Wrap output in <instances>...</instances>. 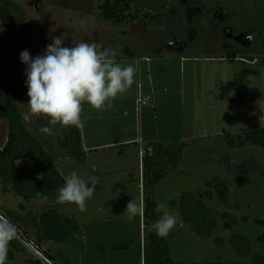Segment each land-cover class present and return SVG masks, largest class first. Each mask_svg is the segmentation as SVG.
<instances>
[{"label":"rangeland","instance_id":"1","mask_svg":"<svg viewBox=\"0 0 264 264\" xmlns=\"http://www.w3.org/2000/svg\"><path fill=\"white\" fill-rule=\"evenodd\" d=\"M14 1L25 13L29 36L15 38L0 22V90L17 104L22 119L29 97L20 53L42 55L54 36H63L66 47L94 41L109 49L121 66L131 65L134 73L132 84L111 107L97 110L82 104V126L75 127L82 136L84 164L68 158L57 145L67 127L57 125L45 134L36 124L42 118L23 119L63 177L72 171L85 180L95 177L96 190L83 210L51 199L25 202L13 195L10 180L0 179V217L10 220L40 252L52 255L54 264H143L150 248L141 230L140 212L131 219L125 214L131 200L140 206L143 199L140 154L154 139L185 143L180 164L168 167L155 187V201L168 206L183 193L205 200L206 192H211L214 198L206 202L218 230L212 239L201 241L179 212L169 209L177 225L161 238L171 260L253 264L256 255L264 257V149L230 148L223 139L229 134L240 142L244 131L264 128L258 115L252 114H259L258 102L264 100V0H125L139 19L119 26L102 18L103 0ZM7 133V123L0 120V145L6 144ZM30 166L28 160L16 164L19 170ZM214 179L229 189L225 210ZM48 208L77 221L79 231L69 241L39 240L37 220ZM224 211L239 225L228 229L221 217ZM235 235L252 242L245 259L231 246ZM216 238L224 241L223 249ZM16 239L26 253L9 242L15 259L5 264L39 259L18 235Z\"/></svg>","mask_w":264,"mask_h":264},{"label":"trees","instance_id":"2","mask_svg":"<svg viewBox=\"0 0 264 264\" xmlns=\"http://www.w3.org/2000/svg\"><path fill=\"white\" fill-rule=\"evenodd\" d=\"M102 18L115 26L131 24L139 19V15L131 12L129 2L125 0H103L100 7ZM1 25L15 38L29 36L26 26L25 13L14 0H0ZM29 39V37H28ZM0 120L8 125L7 142L0 148V179L11 181L12 193L25 202L38 199H51L56 201L57 188L64 183V177L56 166L50 154L41 146L26 129L17 104L0 90ZM41 128L46 123L43 119L37 121ZM223 139L230 148L237 146H258L264 149V128L244 131L240 142H236L229 134ZM57 145L66 153L68 158L75 159L80 164L86 162L82 146V136L75 126L63 130L57 140ZM185 143L165 144L154 141L147 144L142 153V193L141 201L143 231L145 242L149 251L145 252L144 264H177L169 257V249L161 237H158L151 225L159 219L160 213L156 211L155 187L167 174L168 167L176 168L182 161ZM28 160L31 166L19 170L17 162ZM215 193L224 210L229 207V189L219 179H214ZM214 194L206 192L205 200L191 193H183L179 201L169 203V209H176L182 220L190 227L194 236L201 241H208L215 237L218 230V221L208 207L206 201H211ZM61 205V204H60ZM66 206V205H61ZM229 229L238 226L240 221L224 211L221 215ZM247 219L243 221L246 222ZM40 241L64 243L76 235L79 225L73 218L63 217L56 208H48L37 220ZM18 229V228H16ZM19 230V229H18ZM24 235V234H23ZM24 238H29L24 235ZM38 240V242H39ZM219 249H223L224 241L215 239ZM233 250L243 259L251 253L252 242L242 235H235L230 240ZM264 244V235L261 237ZM18 252L24 254L21 248L10 241ZM35 245V244H33ZM37 245V244H36ZM46 259L54 264V258L43 252ZM11 250L7 251V261H14ZM24 264H44L40 259L25 258ZM253 264H264V257L256 255Z\"/></svg>","mask_w":264,"mask_h":264},{"label":"clouds","instance_id":"3","mask_svg":"<svg viewBox=\"0 0 264 264\" xmlns=\"http://www.w3.org/2000/svg\"><path fill=\"white\" fill-rule=\"evenodd\" d=\"M113 53L92 41H81L71 47L64 46L63 36L52 37L42 55L31 56L28 50L20 53V61L26 66V87L29 100L23 119L33 116L47 121L39 131L49 134L54 127L82 126V104L101 110L111 107L113 100L124 93L133 82L134 68L121 66L114 61ZM260 127L264 126V100L258 102ZM96 190L95 177L81 178L72 171L64 177L57 188L56 202L61 205H76L83 210L87 199ZM139 204L131 200L126 212L129 219L138 214ZM160 217L151 228L158 237H167L177 225V217L165 203L156 207ZM124 214V215H125ZM17 235L12 222L0 217V264H5L8 244Z\"/></svg>","mask_w":264,"mask_h":264},{"label":"water","instance_id":"4","mask_svg":"<svg viewBox=\"0 0 264 264\" xmlns=\"http://www.w3.org/2000/svg\"><path fill=\"white\" fill-rule=\"evenodd\" d=\"M15 228V227H14ZM16 229V228H15ZM16 232H17V235H18V237H19V239H21L38 257H39V259L44 263V264H52L51 262H49L47 259H46V257H45V255L42 253V252H40L39 250H38V248L37 247H35L34 245H33V243H31L30 241H28L27 239H25L22 235H20V233H19V231L16 229Z\"/></svg>","mask_w":264,"mask_h":264},{"label":"crops","instance_id":"5","mask_svg":"<svg viewBox=\"0 0 264 264\" xmlns=\"http://www.w3.org/2000/svg\"><path fill=\"white\" fill-rule=\"evenodd\" d=\"M154 141H160V140H151V141H149V142H147V144L148 143H150V142H154ZM160 142H162V141H160ZM118 144H119V142H117ZM162 143H164V142H162ZM117 144V145H118ZM165 144H170V143H165ZM82 145H83V141H82ZM4 145H0V148H2ZM122 153V152H121ZM29 168V167H28ZM26 169V168H25ZM140 173H141V178H140V182H139V187H140V191H141V189H142V168H141V171H140ZM14 195V194H13ZM15 196V195H14ZM140 209H142L141 208V202H140ZM140 219H141V223H142V226H141V230H143V219H142V211H140ZM13 241V243H15V244H18L19 243V240H12ZM28 241H30L31 243H33V241H31L30 239L28 240ZM11 244V243H10ZM21 244V243H20ZM34 244V243H33ZM17 246V245H16ZM17 247H19V248H21L20 246H17ZM25 248V247H24ZM24 248H21V250L22 251H24V253H26V251H25V249ZM52 256V255H51ZM53 257V256H52ZM54 263H55V261H54ZM143 264H144V262H143Z\"/></svg>","mask_w":264,"mask_h":264},{"label":"built area","instance_id":"6","mask_svg":"<svg viewBox=\"0 0 264 264\" xmlns=\"http://www.w3.org/2000/svg\"><path fill=\"white\" fill-rule=\"evenodd\" d=\"M140 156L142 157V153L140 154Z\"/></svg>","mask_w":264,"mask_h":264}]
</instances>
